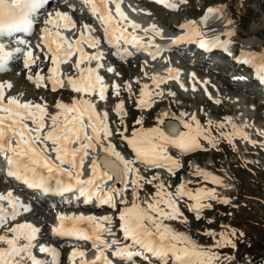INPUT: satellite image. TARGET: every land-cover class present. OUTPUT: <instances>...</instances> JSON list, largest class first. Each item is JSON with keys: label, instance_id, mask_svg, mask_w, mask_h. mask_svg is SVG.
<instances>
[{"label": "snow or ice", "instance_id": "1", "mask_svg": "<svg viewBox=\"0 0 264 264\" xmlns=\"http://www.w3.org/2000/svg\"><path fill=\"white\" fill-rule=\"evenodd\" d=\"M122 3L123 0H83V4L97 21V26L85 22L78 27L73 16L66 11L47 13L41 29L42 45L46 48V52L43 49L42 52L45 60L50 59L51 63L47 76L41 74L42 70L37 71L35 76L31 74V66L36 64L39 56L34 55L33 46L27 41H17V46L12 49L0 43V71H6L9 63L19 54L23 56V67L29 70L27 79L35 87H47L45 81H49L53 92L70 89L75 93L70 103L57 100L50 111L43 98L41 102H34L23 100L22 94L7 95L6 90L13 87L12 83L0 82V160L5 165V176L31 188L41 189L44 193H62L76 189L80 196L86 198L85 202L95 198L101 204L115 208L119 197V202L127 205L118 215L123 242L116 238L113 231L112 216L58 215L59 223L52 229L54 235L90 240L96 250L94 258L88 260L84 250L74 248L70 257L73 258V264L76 257L80 258L79 264H114L109 252L112 257L129 262L133 257L147 253L156 258L157 264H219V257L212 247L197 244L190 236L175 230L166 221L187 222L179 206L185 197L191 201L187 206L197 219H200L203 209L211 207L206 201L220 200L228 203L229 199L219 197L215 188L199 187L192 190L183 182L176 185L173 191L172 186L165 184L159 174L150 179L141 176L136 164L139 162L146 167L163 168L174 175L182 165L169 154V146L182 152H190L203 147L201 138L213 147L220 138L227 140L229 144L236 137L250 140L244 130L246 125H237L230 117H226L215 124L220 130L217 137L212 135L211 120L208 121V127H204L196 115L192 114V122H185L187 132L173 129L174 135H169L158 126L145 129L141 118L136 120V124L141 127L134 129L128 136L124 134L127 128L123 124V117L127 113L121 99L114 106V112L121 117V127L116 128L115 133L126 141L134 153L133 159H125L112 143L114 131L109 122L108 111H99L97 108L96 101H106L110 89L117 98L121 92L119 83L113 81L109 84L100 74V70L105 68V53L100 45L103 39L115 49L113 55L121 59L129 54L124 46L132 45L137 50L147 51L151 59L156 60L162 48L155 43V38L165 37L164 30L157 24L144 27L132 20L124 11ZM156 3L170 9L178 7L171 0H156ZM47 4L48 0H0V38L12 37L19 32L31 33L36 14ZM65 6L75 7L71 3ZM222 13V8L209 7L200 18V23L206 24L211 16ZM228 23L232 24L233 21L229 20ZM179 27L184 31L180 36L170 38L172 42L195 39L202 49L218 48L232 55L230 45L233 43L231 37L235 35L234 29L223 34L227 39H221L220 35L206 36L195 20L186 21ZM97 31L102 35H95ZM69 32L72 33L71 36L66 34ZM35 47L41 48V45ZM236 59L254 67L256 75L264 80V52L241 49ZM69 64L74 75L63 72L62 66ZM106 71L120 75L112 67H107ZM167 71L168 77L159 74L151 77L157 88L166 79H179L178 70L169 68ZM191 77L195 80L196 74L191 73ZM200 83L205 85L206 94L211 98V93L207 92L209 82L205 80ZM123 87L129 93L132 92L130 82H125ZM148 88L147 84L141 88L140 99L136 103L138 108L152 106L154 101L150 98L153 93ZM193 90H196L195 84ZM155 95L163 96V92H156ZM215 102L220 103L219 100ZM160 122L163 123L162 120ZM228 125L231 130L224 131ZM260 134L264 135V131ZM100 153L106 154L103 159L98 158ZM109 155L115 157V160L109 159ZM86 161L89 163L85 178ZM194 174L202 176L204 180H211L214 184H223L221 178L199 168ZM116 179L123 180V189H117L109 183ZM153 181H158L155 192L140 201L138 190L144 184H153ZM129 185L133 190V201L130 205L126 197ZM21 210L28 212L31 206L24 204L11 189L0 193V226L6 228L5 234H0V264H49L33 252L37 246L34 241L40 229L29 222L15 223L7 227L9 220L15 221ZM206 234L214 238L216 235L211 231ZM234 235L235 232L222 233L220 241L213 247L231 245L235 248L236 244L231 239ZM105 236L111 239H106ZM39 252L50 254L52 264H55L58 257L56 248L40 245Z\"/></svg>", "mask_w": 264, "mask_h": 264}, {"label": "rangeland", "instance_id": "2", "mask_svg": "<svg viewBox=\"0 0 264 264\" xmlns=\"http://www.w3.org/2000/svg\"><path fill=\"white\" fill-rule=\"evenodd\" d=\"M175 1L178 5L180 4L182 8L191 6L193 8L192 10L196 12L192 18L197 17L199 14L202 15L204 10L209 7L218 5L223 9L224 17L227 18L228 21L232 20L230 19V14L234 17L230 28H232L231 30H235V35L231 37L235 42V49L238 52H240L241 49L257 53L264 52V0ZM229 8L230 12H227L226 9ZM164 19L167 22H163L161 20L162 25L165 28L173 29L169 26V24L172 23V25H177V23H179V19L181 18L178 11H173L171 13H165ZM214 31L225 32L227 29H215ZM212 33L213 32H210V34L214 36V33ZM219 35L221 36V34ZM11 43L17 42L11 41ZM245 44H248L246 48ZM35 55L39 56V60H37L36 65L31 67V74L33 76H35V73L37 72L36 70H39L40 67L41 69L45 68L46 70H48L49 67V60L46 61L44 55L38 53H35ZM215 55L217 54L215 53ZM176 56H178L176 53L170 54L171 58ZM108 57L109 56L105 54L103 60L106 68L111 65L112 68H115V70L118 69V71L123 67L130 71L133 65L140 66V64H137L134 61H129L127 64H117L109 60ZM138 59H140L139 56L135 57L133 60L137 61ZM214 59H217V63L219 65H222L223 62H225L224 65L227 63V59L224 57L218 58L216 56ZM18 60L13 64V66H11L10 69L8 68L9 70L7 72L3 73L7 75L10 80L24 75L28 76L29 74V70L22 67L23 59ZM69 68H71L70 64L65 66L66 73L70 75L72 71L69 70ZM118 71L116 70V72ZM214 74L217 77L215 80L218 84H230L228 82H223L220 79L223 78V76L220 74ZM241 77L245 78L241 82H234V84H239L238 86H240L246 82L244 86H240L243 88L251 85L253 82L251 77L248 78L247 75H242ZM104 78L107 83H111V76H104ZM118 80L123 82L120 77ZM136 80H138V82H142L139 72H136V75L134 76H131L130 74L125 78L123 83L131 81L136 82ZM233 86V89L229 91L238 94L240 91H237V88H235L236 85ZM27 88H31V86ZM250 89L251 95L245 96V103L254 104L255 108L252 116L247 118H244L241 115V111L236 109L235 105L230 101L223 100L220 101V103H216L212 99H205L199 92L192 91L191 89H188L187 92V95L189 94L188 96H190V98L188 101H185L182 99L180 100L176 95H170V93L173 92H171L168 88V99L160 105H154L157 106V108L153 107V110L138 108L136 106V98L131 96H119L115 102L117 103L118 100L122 99L126 106L125 111L127 114L123 117V119H128L129 124H131V130H127L124 133L128 136L131 135L134 129L141 127V125L136 124V120L141 119L142 115L150 117L155 122V125L147 122L144 123L145 129L151 128L152 125L153 127L158 126L162 128V123L160 122L161 120L156 119V113L158 110H162L169 105L172 107V117L178 120L179 124L183 126V130L181 132L188 131L185 127V122L187 121L191 123L192 121L190 118L192 114H195V112L198 114V120L202 126L208 127L209 120L213 122L211 129L213 136L218 137L220 131L215 127V124L225 120L226 117H230L237 125H246L244 130L248 133L250 140H244L240 137H236L234 142L229 144L227 140L220 138L216 143V146L213 147L207 140L201 138L200 142L203 147L190 152H182L175 147L169 146V154L173 158L177 159L182 167L179 168L180 170L176 171L174 175L171 174L166 176L167 174L164 172L159 175L160 179L163 180L165 184L172 186L171 190L173 191L175 190L176 185L183 182L187 188L192 190L199 187H206L209 189L215 188L219 197L229 199L228 203H222L220 200L206 201L211 204V207L203 209L200 219H197L196 215L189 211L187 206L188 203H191V201H188L185 197L180 201L179 206L184 214V217L187 218V222L166 221V223L171 224L175 230L190 236L197 244L212 247L213 251L216 252L219 257V264H264V135L260 134L264 131V97L256 91V86H253ZM60 90L62 91L63 89ZM66 92L65 98L71 99L74 93L71 91ZM110 93L109 95L113 94L112 90ZM59 94L60 92H56L51 98L50 92L46 91L44 93L43 99L47 100L50 111L53 110L52 106L55 102L57 100H61ZM36 97H40V94H36ZM180 115H182V117L178 118ZM123 124L125 126L124 122ZM120 127L121 124L116 127L115 125L112 126L114 131L112 142L116 145V150L118 152L122 153L127 159H133L134 153L127 146L126 141H123L119 134L115 133V129ZM230 130V125L226 126L224 129V131ZM253 141L255 143H253ZM136 167L139 168L141 176L149 179L153 175L158 174L156 170L154 171L147 167H143L139 162H137ZM197 168L221 178L223 180V184H214L211 180H204L202 176L195 175L194 173ZM156 183H158V181H153V184L151 185L144 184V187L138 190L140 201L147 199L149 194L155 192ZM0 188L11 189V186L8 182L0 180ZM132 191V186L129 185L127 198L131 200L130 204L133 201ZM22 197L24 200L27 198L24 194H22ZM54 210L56 209H47L46 212H44V215L38 213V216L36 215V211H33L27 214V217L22 218L19 223L26 221L32 224L35 219H39V221L41 220L44 222L50 221ZM100 213H104L103 208L99 210V214ZM210 231L216 234L215 238L206 234ZM232 232L236 233V235L231 237L236 244L235 248L231 245L213 247L218 241H220L222 233L230 234ZM241 233L243 235H241ZM40 253L41 252L38 251L37 254L41 258L42 254L40 255ZM43 257L46 256L44 255Z\"/></svg>", "mask_w": 264, "mask_h": 264}, {"label": "bare ground", "instance_id": "3", "mask_svg": "<svg viewBox=\"0 0 264 264\" xmlns=\"http://www.w3.org/2000/svg\"><path fill=\"white\" fill-rule=\"evenodd\" d=\"M72 2H76V1L72 0ZM171 2L176 3L175 0H171ZM131 3H132V6H133V9H135L134 12L138 15V17H141L143 20H146V21H151L152 23L157 24L160 28H162L164 30L165 39L164 38L163 39L159 38L157 40L158 42L166 41V40L168 41L167 38H170V37H174L175 38V37L180 36L182 34L183 30L179 27L180 22L177 23V25H172V26H174L173 29L165 28L162 25L161 20L163 22H167V21H165L164 16H165V13H168V12L171 13L173 11H178V14H179L181 20L183 19L182 20V24L185 23L186 21H189V20L197 21V23L200 26L201 31L204 32V33H205V31H204L203 28L207 27V25L208 26L210 25L212 27L211 30H215V29H220L221 30L224 26L228 30L230 28V25H231V24L228 23V19L224 17L223 13L211 16L208 19L206 24H202V23H200V18L202 16H204L205 13L202 14L200 17L192 18V16H194V14L196 12L194 10H192L193 8L191 6H188L186 8H180V5H178V7L176 9H170V8H166L162 4L156 3V0H131ZM61 6H62V4L58 3V6H56L55 8L48 7L47 9L50 8L51 13H54L55 11L53 9L59 8ZM79 7L83 8V10L86 9V7H84V6H79ZM213 8H220V7L218 5H214ZM226 11L230 12V8L226 9ZM148 13H150V14H148ZM41 14L45 15V18H46L47 11L45 13H41ZM81 15H82L83 18H86V16L83 13H81ZM230 19L234 20V17L231 14H230ZM74 20H75V18H74ZM76 23H77V26L79 27L78 22H76ZM42 25L44 27V23ZM93 25L97 26L94 23H93ZM226 29H224V30H226ZM66 34L69 35V36L72 35L71 32L66 33ZM95 35L100 36L101 33L99 31H97L95 33ZM32 38L33 37L30 38V37H22L21 36L20 40H25V41L28 42V44H30L29 41L32 40L33 42H35L36 45L40 44L41 48H36L32 44H30V45L33 46L34 55H35V53L43 55V52H46V48H43V45H42L41 42H39L37 40H34ZM11 41H13V39H10V40H7V41H0V43L5 44L7 46V48H9V49L15 48L17 46V43H11ZM14 41L17 42L19 40H14ZM193 41H195V39H193ZM102 42H101L100 47L103 49L105 47V45H103ZM182 42L183 41L180 42V45L179 44L177 45V48L181 47V44H183ZM21 46H23V45H21ZM42 49H43V52H42ZM88 51H92V50L88 49ZM161 52H162V54H159L157 56L156 60H152L151 57L148 56V54L143 55L142 58H141V53H139L138 55H135L133 58H135L137 56H139V58H140V59H138V60H140V63H139L140 66L132 64L133 67L131 68L130 71L127 70L124 67L121 70H119V71H118V69H116L118 71V73H120L119 76H116L113 73L107 72L106 71V69H107L106 67L100 70V74L102 76H106V77L111 76V78H110L111 79V83L113 81H115V82H117V83H119L121 85L120 96H122V97H125V96L135 97L136 98V102L140 99L141 88L143 87L144 84H147L149 86L148 91H151L153 93V96L150 98V100L154 101V102L152 103L151 107H143V108H140V109L153 110L154 108H157V106H154V105H160L162 102H164L166 99H168V96H167L168 95V88L180 100L182 99V100L188 101L189 98H190V96H188L189 94L187 95L188 89H191L192 91H194L193 90V84H195V88H196L195 91L199 92L201 95H203V97L205 99H212L214 101H216V100H219V101H223V100L230 101L232 104L235 105L236 109L241 111V115L244 118L252 116V114L254 112L255 105L254 104H246L245 103V95L244 94H241V93L237 94V93L230 92L231 89H233V87H234L233 85L231 86V85L218 84L216 82V80H215V79H217V77L215 76L214 71H213V74H211V73L206 72V69L204 67L200 68V69H197L194 65H192L190 63H186L184 61V59H183L184 55L192 60V58H193V56H191L192 54H190V53H188L186 51H181L179 53H176L178 56L171 58L170 57L171 53L167 52L166 48H162ZM104 53L106 54L105 51H104ZM215 53L216 54L218 53L217 50H216V52L214 51L213 53L212 52L204 53V54L202 53L203 57H201V58H203L204 60L211 61V59H214L216 57ZM217 55H219V54H217ZM222 55H224V53ZM19 56H21V58L23 59L22 55L17 54L16 57L14 58V60L9 63L8 68H11V66H13V64L15 62H17V60H18L17 58ZM230 56H233V54L230 55ZM197 59H198V61L194 60L193 62L194 63H198L199 60H201L200 58H197ZM94 63L95 62H93V66H94ZM115 63L118 64V62H115ZM223 63H225V62H223ZM216 64H218V63L216 62ZM129 65H130V63H129ZM207 65H210L209 62H208ZM32 66H34V65H32ZM65 66H67V65H63L62 66L63 71H64V73L66 75H69V74L66 73ZM227 66H228V64H227ZM227 66H225V67H227ZM49 67H51L50 59H49ZM109 67H111V65ZM114 67H115V65H114ZM169 68L178 70L179 79L178 80L177 79H166L165 82L161 83L159 85V88H157L156 85L153 83L151 77L153 76V74H159L160 76L168 77L169 73H168L167 70ZM209 68L213 69L215 67H211L210 66ZM39 70H42V73H41L42 75H45V76L49 75L48 70H46L45 68L41 69V67H40ZM39 70H36V71H39ZM69 70L72 71V72L70 71L71 72L70 75H74L75 74L71 68H69ZM136 72H139V74L141 75L142 82H138V80H136V82L135 81H131L130 83L132 84V92L129 93L127 91V89H125L123 87V85L125 84L123 82H124L125 78L128 77L130 74H131V76L136 75ZM191 73H195L196 74V79L195 80L191 77ZM173 74H175V73H173ZM119 77L122 79L123 82H120L118 80ZM251 79L253 81L251 84H254L255 80H253L252 77H251ZM205 80L209 82L207 84V92L211 93V98L209 97L208 94H206L205 85L200 83V81H205ZM9 81L12 83L13 87L11 89H7L6 90V94L7 95L22 94L21 98L23 100H31V101H34V102H41V98H43L44 93L46 91L50 92L51 98L55 95L56 92H60L59 97H60V99L63 102H65V103H70L71 102V99H66L65 98V93H67L66 91L70 92L71 91L70 89H63L62 91L60 89H58L57 91L53 92L51 90V82H49V81H45V83H47V85H48L47 87H43L42 86L40 88H37V87H35V85L31 81H29L27 79V76H25V75L10 80L7 77V75H5L3 73L0 74V82H9ZM111 83H109V84H111ZM245 83L246 82H244L240 86H244ZM181 84H183V87H181ZM30 86H31V88H27V87H30ZM184 90H185L186 93L184 92ZM110 92H111V89L107 93V100L106 101H98L97 100L96 103H97V108H98L99 111H102V110H107L108 111L109 117H110V121L109 122H110L111 126L115 125V127H116V126H118L120 124V120H121V117L117 116L116 113L114 112V106L116 104L115 102H116V100L118 98L114 94L109 95ZM156 92H163V96H156L155 95ZM36 94H40V97H36ZM74 95H75V93L73 94V96ZM26 98H28V99H26ZM146 99H149V98L146 97ZM43 100H46V99H43ZM124 107L126 109L125 104H124ZM165 113L169 114V115L166 116ZM171 113H172V107L169 105L168 107L157 111V113H156V117L157 118L156 119L157 120H159V119H167L168 117H170L169 119H173ZM195 115H196V117L198 119V114L196 112H195ZM180 117H182V115L178 116V118H180ZM141 118H142V121H143V125H142L143 127H144V123H146V122L147 123H152L153 125H155L154 120H152L150 117L142 115ZM123 122L125 123V126H126L127 130H131L130 129L131 128L130 127L131 124H129L128 119H125V120L123 119ZM153 125H152V127H153ZM121 155L125 159H127L122 153H121ZM88 163H89V161L85 162V178L88 175V168H87V164ZM141 165L143 167H146L143 164H141ZM147 168H149L150 170H154V171L156 170L159 175L162 174V172L167 174L166 176L171 175V173L167 172V170L163 169V168H150V167H147ZM176 171H178V170H176ZM4 172H5V165H4V162L2 160H0V174L4 175L5 174ZM8 183L10 184L11 182H8ZM10 185H12V184H10ZM114 187L117 188V189H123L124 188V183L120 184V185H115ZM8 190H9L8 188H5V189H1L0 188V193H6ZM11 190L13 191L14 195L19 197L20 200L24 204H26V205L29 204L28 200L26 201V200L23 199V197H22L23 193L18 192V191L16 192L13 189H11ZM72 191H73V195H71V194L67 195L68 197H70V199L72 198L74 200L78 196H80L78 190L73 189ZM127 192H128V189H127ZM127 192H126V197H127ZM95 201H96V199H95ZM127 201H128V204L130 205L131 200H129L127 198ZM26 202H28V204ZM117 202H119V197L117 198ZM91 205H93L94 208L91 207L90 209H92V210L88 209V211L90 213H85V212L77 213L80 208H77V207L72 205V206H69V207H67V206L62 207V209L65 210V212L63 214H66V215L83 214L85 216L92 215V216H96V217H103V216H110L111 215V213L107 210V208H109L110 205H105V204L102 205V208L104 209V213H102V214L101 213L99 214V211H98L99 208H97L96 202H94V204L92 203ZM126 206L127 205L122 204V208H124ZM93 209H98V210H93ZM74 210H75V212H74ZM33 211H37V208H34L33 210L31 209L28 212H24L23 210H21V214L19 216H17L15 221L9 220V222L7 224V227H11L15 223H19V221L22 220V218L27 217L26 215L31 213V212H33ZM22 214H25V215H22ZM59 214H61V213H59ZM58 215L56 216V218L58 217ZM35 227H37V226H35ZM5 231H6L5 226H0V234H5ZM105 238L106 239H110L109 236H105ZM42 245L52 247L48 243L42 244ZM37 249H39V247ZM36 253H38V252H36ZM41 254L42 253H40V255ZM43 254L44 255H50L48 253H43ZM86 255L88 257L94 256V251L86 253ZM36 256L38 258H40L38 255H36ZM116 264H120V263H116Z\"/></svg>", "mask_w": 264, "mask_h": 264}, {"label": "water", "instance_id": "4", "mask_svg": "<svg viewBox=\"0 0 264 264\" xmlns=\"http://www.w3.org/2000/svg\"><path fill=\"white\" fill-rule=\"evenodd\" d=\"M163 129H164V132L169 134V135H174L173 133V129H176L178 132H181V130L183 129V126H181V124H179V122L175 119H171V120H165L163 122ZM104 153H100L98 158L99 159H103L104 157ZM109 159L111 160H115V157L113 156H108ZM117 163H120L119 161H116ZM123 183V180H120V179H116L114 181L111 182V185H120Z\"/></svg>", "mask_w": 264, "mask_h": 264}]
</instances>
